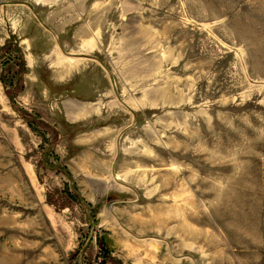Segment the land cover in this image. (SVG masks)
Segmentation results:
<instances>
[{
  "label": "rangeland",
  "instance_id": "obj_1",
  "mask_svg": "<svg viewBox=\"0 0 264 264\" xmlns=\"http://www.w3.org/2000/svg\"><path fill=\"white\" fill-rule=\"evenodd\" d=\"M0 264H264V0H0Z\"/></svg>",
  "mask_w": 264,
  "mask_h": 264
}]
</instances>
